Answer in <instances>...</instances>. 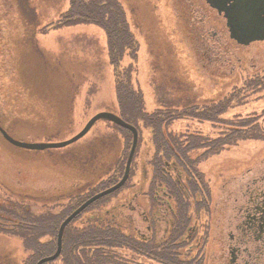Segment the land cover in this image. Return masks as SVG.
Wrapping results in <instances>:
<instances>
[{
    "label": "rangeland",
    "instance_id": "rangeland-1",
    "mask_svg": "<svg viewBox=\"0 0 264 264\" xmlns=\"http://www.w3.org/2000/svg\"><path fill=\"white\" fill-rule=\"evenodd\" d=\"M117 1L139 51L136 61L126 53L115 69L102 29L95 25L55 29L70 0H0V126L12 138L30 144L63 143L99 113L120 116L115 91L119 74L131 77L132 87L142 92L147 113L163 105L181 112L202 109L249 79L264 76V41L241 46L231 40L223 18L204 0ZM203 24L221 40L214 55L200 48ZM132 65L134 70L128 71ZM244 103L223 118L236 123V116L264 114V92L246 97ZM139 128L129 182L115 196L103 199L107 208L122 201L138 184L144 165L149 169L154 160L152 130L143 124ZM230 129L186 120L167 131L174 139L197 134L215 140ZM128 133L102 120L78 142L43 152L17 149L0 135V204L11 199L38 211L76 209L105 182L123 176L133 139ZM205 151L190 157L195 160ZM263 169L264 141H244L191 170V175L203 174L214 203L203 264H227L231 203L248 179ZM115 255L132 264H155L124 249ZM26 257L19 239L0 234V264H24Z\"/></svg>",
    "mask_w": 264,
    "mask_h": 264
},
{
    "label": "trees",
    "instance_id": "trees-1",
    "mask_svg": "<svg viewBox=\"0 0 264 264\" xmlns=\"http://www.w3.org/2000/svg\"><path fill=\"white\" fill-rule=\"evenodd\" d=\"M80 25H95L105 32L110 65L113 68L120 67L126 53L133 61L137 60L139 46L126 20L125 12L117 0H70L69 10L61 16L55 29ZM133 70L132 65L128 71ZM130 78L117 75L115 91L120 107L119 117L135 128L143 124L145 128L152 130L155 150L152 166L156 176L154 183H168V179L163 178L161 161L174 159L189 174L187 188L190 194L183 199L179 195V199H182L178 203L179 206L186 202L187 205L194 204L199 209L204 208L206 212L210 211L212 198L207 184H204V176L198 173H195L197 177L195 174L191 175V170L200 162L220 154L225 148L236 146L239 142L264 141L263 113L253 114L247 118L236 116L234 120L236 123L223 118L231 109L243 105L246 97L264 92V76L249 79L242 88L233 90L218 103L202 109L195 107L181 112L174 108L168 109L167 105H163L162 109L150 115L145 113L142 92L132 87ZM186 120L210 123L215 126L226 125L231 126V129L222 132L215 140L204 139L197 134L187 137L181 135L178 139L168 135L169 126ZM122 130L128 133L127 130ZM182 138L186 140L181 141ZM200 150L206 151L195 160L191 159L190 154ZM119 181L114 178L105 182L100 189L104 191ZM127 184L123 189L127 187ZM123 189L111 196H115ZM111 196L106 198L109 199ZM103 201L101 199L94 203L69 224L63 235L61 255L56 261L47 264L58 262L61 264H132L116 257L115 251L120 249L142 256L155 264L204 263L205 244L201 245L194 259L191 252L184 255L186 245H175L179 240V236L176 235L172 237V246L169 247L168 243L146 244L136 237L132 220L117 215V212L112 210L113 207H105ZM74 210L75 208L71 207L56 213L44 207L43 211H38L28 203L10 199L0 204V234L16 237L22 242L24 252L27 253L24 264H37L41 259L55 254L59 227ZM178 227L180 228V225Z\"/></svg>",
    "mask_w": 264,
    "mask_h": 264
},
{
    "label": "flooded vegetation",
    "instance_id": "flooded-vegetation-1",
    "mask_svg": "<svg viewBox=\"0 0 264 264\" xmlns=\"http://www.w3.org/2000/svg\"><path fill=\"white\" fill-rule=\"evenodd\" d=\"M214 1L221 5L222 9L232 3V0ZM204 2L217 13L219 18H223L226 31L231 39L225 14L211 7L207 0ZM261 2L264 5V0ZM262 15L264 18V13ZM205 26V24L201 26L202 31L206 28ZM204 34L200 37L203 41L200 48L204 49L207 54H216L221 48L218 33L204 30ZM145 113L149 114L146 111ZM0 127L5 130L2 126ZM139 127L136 128L138 134H140ZM137 153L136 149L135 154ZM161 162L163 178L168 179V183H154L156 176L152 162L148 164L149 169L146 168V164L138 184L133 185L122 201L112 206V210L117 212V215L132 220L133 231L140 241L158 245L168 243L169 247L172 246V237L176 235L179 236V240L175 245H186L184 255L191 252L194 259L205 242L206 234H210L214 203L212 201L208 212L204 208L199 209L194 204L187 205L186 202L179 206L180 200L190 194L187 188L189 174L174 159H163ZM247 182L244 190L234 197L231 203L232 212L227 219L229 229V241L225 242L227 255H229L226 257L227 264H264V169L259 175L250 177ZM179 195L182 199H179Z\"/></svg>",
    "mask_w": 264,
    "mask_h": 264
},
{
    "label": "water",
    "instance_id": "water-1",
    "mask_svg": "<svg viewBox=\"0 0 264 264\" xmlns=\"http://www.w3.org/2000/svg\"><path fill=\"white\" fill-rule=\"evenodd\" d=\"M207 2L211 5V7L216 8L220 13L225 14L227 26L230 30V37L232 40L236 41L237 44L241 46H249L252 43L264 41V18L262 15L264 13V5L262 4L261 0H232V3L229 6L224 7V9H222L223 7L221 5L215 3L214 0H207ZM102 120L110 122L122 129L129 131L132 134V145L127 158L123 177L114 186L101 191L86 200L61 223L57 235V249L55 254L41 259L37 264H47L56 261L61 255L63 235L69 224L94 203L118 192L126 185L130 178L131 165L138 146V130L131 124L125 122L119 116L107 112L95 115L86 124L84 129L74 138L58 144L24 143L12 138L5 130L0 127V133L2 137L13 147L23 151L43 152L51 149H62L78 142L90 132L97 122Z\"/></svg>",
    "mask_w": 264,
    "mask_h": 264
},
{
    "label": "crops",
    "instance_id": "crops-1",
    "mask_svg": "<svg viewBox=\"0 0 264 264\" xmlns=\"http://www.w3.org/2000/svg\"><path fill=\"white\" fill-rule=\"evenodd\" d=\"M153 113V112H152ZM150 114V113H149Z\"/></svg>",
    "mask_w": 264,
    "mask_h": 264
}]
</instances>
